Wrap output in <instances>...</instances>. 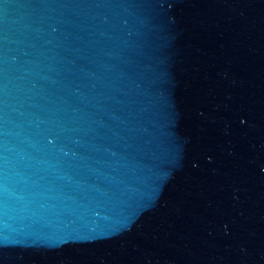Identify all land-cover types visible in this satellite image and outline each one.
<instances>
[{
  "label": "water",
  "instance_id": "obj_1",
  "mask_svg": "<svg viewBox=\"0 0 264 264\" xmlns=\"http://www.w3.org/2000/svg\"><path fill=\"white\" fill-rule=\"evenodd\" d=\"M0 264H264V0H0Z\"/></svg>",
  "mask_w": 264,
  "mask_h": 264
}]
</instances>
